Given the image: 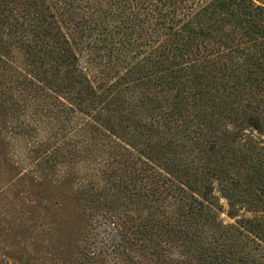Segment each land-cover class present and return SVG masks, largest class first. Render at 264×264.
I'll list each match as a JSON object with an SVG mask.
<instances>
[{
	"label": "trees",
	"instance_id": "trees-1",
	"mask_svg": "<svg viewBox=\"0 0 264 264\" xmlns=\"http://www.w3.org/2000/svg\"><path fill=\"white\" fill-rule=\"evenodd\" d=\"M62 24L97 33L96 45L110 50L108 62L122 50L139 57L130 65L116 56L129 67L109 83L107 100L78 66ZM16 52L30 71L27 82L25 76L17 83L29 84L57 117L79 124L86 115L83 142L107 152L108 167L111 160L118 164L102 171L108 185L81 190L99 212L103 206L110 212L104 213L111 235L104 250L89 255L81 248L76 263L111 255L129 264L132 251L153 264H264V5L0 0V74L14 70L9 54ZM128 78L145 93L129 103L119 87H129ZM74 148L68 144L65 161ZM130 149L142 157L132 161ZM43 151L59 162L56 150ZM214 182L229 200L228 214L238 203L250 216L220 222ZM119 205L127 206L124 219L115 217ZM132 208L149 213L132 218Z\"/></svg>",
	"mask_w": 264,
	"mask_h": 264
},
{
	"label": "rangeland",
	"instance_id": "rangeland-1",
	"mask_svg": "<svg viewBox=\"0 0 264 264\" xmlns=\"http://www.w3.org/2000/svg\"><path fill=\"white\" fill-rule=\"evenodd\" d=\"M254 2L264 5V0ZM62 30L76 52L78 66L84 69L98 94L107 100L109 83L117 81L129 67L119 66L116 56L128 57L130 65L139 57L131 59V54L122 50L114 52L108 62L110 50L108 46H97V33L89 35L64 24ZM9 56L14 70L5 72V76L0 74V264H80L76 261L82 259V249L89 255L97 253L106 248V240L111 235L110 218L105 216L110 212L104 206L99 212L81 190L92 184L108 185L101 179L102 171L118 168V164L111 160L108 167V153L95 152L93 145L83 142L80 123L86 115H80L83 119L79 124L65 120L63 115L57 117L49 111H52L51 106L36 97L37 94H32L29 84H18L17 81L25 76L27 82L30 71L21 53ZM132 79L127 80L128 89L124 84L119 85L124 88L122 95L128 103L145 94L143 89L132 87L135 81L131 82ZM10 84L14 89L8 88ZM58 111L56 114H60ZM143 116L145 119L151 117L146 113ZM192 135L190 133V137ZM41 140H45V144L36 148ZM68 144L69 147L74 144L75 148L67 162ZM44 149L56 150L61 157L59 162L52 163V155L42 152ZM130 153L132 161L135 156L142 157L138 151L131 150ZM219 190L214 182L212 193L221 206L218 211L220 222L233 223L237 214L250 216L251 212L238 203L233 209L234 216L228 214L229 200ZM104 199L105 196L97 201L100 204ZM126 207L119 205L114 210L115 217L120 215L124 219ZM128 212L139 220H144L149 213L147 209L133 212V208ZM130 255L129 264H153L132 251ZM111 257L109 255L105 261L96 264H124Z\"/></svg>",
	"mask_w": 264,
	"mask_h": 264
}]
</instances>
